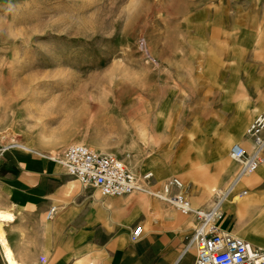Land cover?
I'll use <instances>...</instances> for the list:
<instances>
[{
  "label": "rangeland",
  "instance_id": "obj_1",
  "mask_svg": "<svg viewBox=\"0 0 264 264\" xmlns=\"http://www.w3.org/2000/svg\"><path fill=\"white\" fill-rule=\"evenodd\" d=\"M245 110L237 138L251 152L245 127L264 112V0L0 2L1 144L56 158L71 143L113 153L136 175L152 172L150 196L169 183L170 196L205 211L243 174L222 142ZM149 124L164 127L142 132ZM253 172L264 194V166ZM231 214L264 241L255 214Z\"/></svg>",
  "mask_w": 264,
  "mask_h": 264
},
{
  "label": "crops",
  "instance_id": "obj_2",
  "mask_svg": "<svg viewBox=\"0 0 264 264\" xmlns=\"http://www.w3.org/2000/svg\"><path fill=\"white\" fill-rule=\"evenodd\" d=\"M131 172L138 189L105 196L53 156L0 143V210L11 215L0 220V264H11L5 248L16 264H193L194 246L183 247L196 217L150 196L159 192L151 189L156 183ZM223 213L227 221L218 227L233 234L234 215Z\"/></svg>",
  "mask_w": 264,
  "mask_h": 264
},
{
  "label": "built area",
  "instance_id": "obj_3",
  "mask_svg": "<svg viewBox=\"0 0 264 264\" xmlns=\"http://www.w3.org/2000/svg\"><path fill=\"white\" fill-rule=\"evenodd\" d=\"M246 130L247 137L254 142L252 151L247 153L242 143L236 142L231 144L229 149L231 158L241 165L240 173L243 174L264 166L262 152L264 112L257 113ZM56 159L69 175L78 179L84 186L96 188L102 195L121 196L138 189L133 173L113 153L97 152L81 143H71L65 148L63 156ZM141 177L143 180H149L152 172L147 171ZM172 182L173 185L179 184L177 179H173L170 184ZM168 184L165 186L167 189ZM157 197L160 200L164 199L159 195ZM171 199L178 207L177 209L183 213L192 210L195 214L196 224L183 247L185 252L189 247L194 246L196 253L193 264H264L263 248L256 247L251 242L225 230H220L217 220L221 218L222 213L212 209L193 210L189 202L181 196L171 197ZM54 210L55 207L51 206L47 215H51ZM151 214L157 216L159 212L153 210ZM140 230L141 227L137 226L132 231V238L138 237Z\"/></svg>",
  "mask_w": 264,
  "mask_h": 264
},
{
  "label": "bare ground",
  "instance_id": "obj_4",
  "mask_svg": "<svg viewBox=\"0 0 264 264\" xmlns=\"http://www.w3.org/2000/svg\"><path fill=\"white\" fill-rule=\"evenodd\" d=\"M251 114L252 111L245 110L244 113L242 114L241 119L239 118V120L235 123L233 132L225 137V140L222 142V146L223 149H225V147L227 146V153H229L231 144L235 142L236 143L240 142L237 137L242 132L241 130H243L244 128V123L249 119V117H251ZM249 125L250 122L247 123L245 130L246 128H248ZM161 127L163 128L164 126L149 124L148 127L144 126V128H142L141 130L142 132L145 131L148 134L149 133L155 134L157 132L160 133ZM11 144L25 146V143L23 142H15ZM228 166L229 168H231L232 164L229 162ZM253 173L250 175L249 173H246V174H241L239 176L237 175L234 176V178L231 179L232 184L230 185V188H224L223 190H221L217 201L211 204L210 206H208L206 209L215 210L217 213H223V211H230L231 213H236L238 217L244 216V220L249 219V217L255 214L256 220L254 221L253 224L263 225L264 224V194H261L256 190V185L259 182L260 176L256 172L254 174ZM178 183H179L178 187L183 190L182 183L181 182ZM242 186L243 187L247 186L248 188H241ZM249 189H253V190H249ZM168 193L169 190L166 187L164 189V193L159 196L164 198L163 200H166L167 202L174 203L173 200L171 199L172 196H170ZM201 204H203V202H201ZM9 218H11L10 214L0 210V220L9 219ZM246 234L247 232L245 231L238 232L237 228H234V232H233L234 236L241 237L242 239L251 242L256 247L259 248L264 247V241H262V239L258 240L255 237H250V236L247 237ZM260 243H262L263 245H261ZM5 255L11 264H16L15 261L13 260V254L9 248H5Z\"/></svg>",
  "mask_w": 264,
  "mask_h": 264
},
{
  "label": "snow or ice",
  "instance_id": "obj_5",
  "mask_svg": "<svg viewBox=\"0 0 264 264\" xmlns=\"http://www.w3.org/2000/svg\"><path fill=\"white\" fill-rule=\"evenodd\" d=\"M139 232V230H137Z\"/></svg>",
  "mask_w": 264,
  "mask_h": 264
}]
</instances>
